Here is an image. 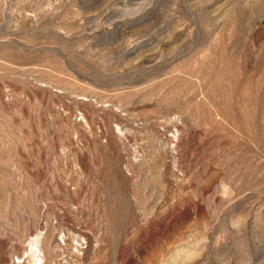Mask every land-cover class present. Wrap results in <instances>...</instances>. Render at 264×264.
Here are the masks:
<instances>
[{
    "label": "rangeland",
    "instance_id": "rangeland-1",
    "mask_svg": "<svg viewBox=\"0 0 264 264\" xmlns=\"http://www.w3.org/2000/svg\"><path fill=\"white\" fill-rule=\"evenodd\" d=\"M0 264H264V0H0Z\"/></svg>",
    "mask_w": 264,
    "mask_h": 264
}]
</instances>
